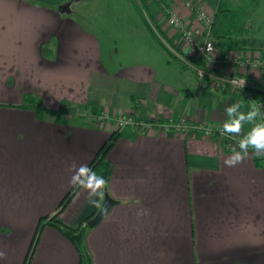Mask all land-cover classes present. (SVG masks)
<instances>
[{"label":"crops","instance_id":"obj_1","mask_svg":"<svg viewBox=\"0 0 264 264\" xmlns=\"http://www.w3.org/2000/svg\"><path fill=\"white\" fill-rule=\"evenodd\" d=\"M77 1L0 0V250L7 253L0 264H25L35 238L28 264H79L74 244L47 222L92 219L107 194L115 204L87 236L93 264H264V159L258 164L250 154L226 167L231 151L219 136L201 131L129 126L118 137L119 116L160 123L188 118L219 130L230 104L248 110L243 95L200 86L195 68L203 62L168 21L171 11L199 28L187 2L214 15L220 0L156 2L154 19L181 66L145 25L121 60L114 50L107 59L99 33L70 10ZM254 10L260 22L264 0ZM242 40L231 49L215 39L217 55L264 59L263 25L254 23ZM226 66L264 94V69ZM28 95L51 111L40 118L26 107ZM64 105L110 119L53 112ZM111 140L113 170L97 207L69 183L70 169L90 167Z\"/></svg>","mask_w":264,"mask_h":264},{"label":"built area","instance_id":"obj_2","mask_svg":"<svg viewBox=\"0 0 264 264\" xmlns=\"http://www.w3.org/2000/svg\"><path fill=\"white\" fill-rule=\"evenodd\" d=\"M187 6L196 13L198 22L201 25L199 28L190 27L179 15L171 11H167L168 21L171 26L181 33L185 42L198 53L200 62H203V64L195 68L200 86L206 87L212 85V87L221 91L229 89L233 93L243 95L250 104L255 102L264 106V97L260 89L255 86L253 80L246 75L233 74L226 66V63L234 64V62H238L245 68L264 69V59L256 57L239 60L232 55L222 54L221 52L220 55H217L219 51L218 46L215 39L211 36L214 15L204 10L195 9L191 1L187 2ZM261 111L264 112V107L261 108ZM96 119L102 122L110 119V116L102 112ZM116 123L120 132L129 126H144L149 130L158 128L162 132H171L172 130L178 132L201 131L207 136H215L214 130L210 126L206 124H192L188 118H182L180 120L172 119L167 123L153 121L145 122L136 120V118L130 114L117 117ZM209 129H211V132H209ZM217 136L223 140L226 150L229 151L237 146L238 140L241 138L239 136L232 137L227 134H221L220 130H218Z\"/></svg>","mask_w":264,"mask_h":264},{"label":"trees","instance_id":"obj_3","mask_svg":"<svg viewBox=\"0 0 264 264\" xmlns=\"http://www.w3.org/2000/svg\"><path fill=\"white\" fill-rule=\"evenodd\" d=\"M143 1L144 4L148 5V0ZM152 1H154L155 3L158 2L159 4L162 3V0ZM257 3L258 0H220V3L214 14V24L211 31L212 38L222 40L224 42V45L229 46V48L231 49L234 47H239V42H245L244 40H242V37L250 35L253 29L255 21H253L252 24V20L249 21V18L254 14L255 11L252 9V7H254L255 9ZM68 4L69 2H66L65 4H62L61 7H68ZM144 21L150 33L160 43L169 57H171L173 61L181 66V61L175 57L174 53L171 50L172 47L176 49L175 45L170 43V41H168L162 35L161 37L157 35L146 18H144ZM262 96H264V94H262ZM27 100L29 103L26 102V107L35 108L40 118H43L45 113L51 111L50 109L44 107L31 95L27 96ZM53 112L61 115H72L74 118L90 117L93 119H96L97 116L101 113L96 109H91L86 106L73 107L69 105H64L59 110ZM140 127L144 128V126ZM210 127L214 130L215 136H217L218 129L215 126ZM122 133L123 132L119 131L118 137L121 136ZM112 144L113 141L108 142L102 148L99 156L90 165V167L98 175H102L108 182L111 178L113 163L107 158V152ZM263 159L264 157H256V161L258 162V164H261ZM91 217L92 216H89L85 220L74 225L65 223L61 218L57 216L52 217L47 222V224L54 226L55 228L60 230L62 234L74 244L80 257L79 264H93L92 256L87 245V236L90 230L88 221L91 219ZM34 242L30 248L25 264H28L29 260L31 259Z\"/></svg>","mask_w":264,"mask_h":264},{"label":"rangeland","instance_id":"obj_4","mask_svg":"<svg viewBox=\"0 0 264 264\" xmlns=\"http://www.w3.org/2000/svg\"><path fill=\"white\" fill-rule=\"evenodd\" d=\"M147 3L148 5L144 4L143 0H80L70 7V10L88 28L99 33L106 49L105 57L111 58L109 53L114 50L117 51L115 58L119 61L126 45L138 40L135 30L138 26H146L144 18L161 37V29L153 16V11H158L157 4L152 0H148ZM252 9L254 10V7ZM250 20L252 24L253 21L255 23L258 21V26H264V13L260 22L255 14L249 18Z\"/></svg>","mask_w":264,"mask_h":264},{"label":"clouds","instance_id":"obj_5","mask_svg":"<svg viewBox=\"0 0 264 264\" xmlns=\"http://www.w3.org/2000/svg\"><path fill=\"white\" fill-rule=\"evenodd\" d=\"M242 104L235 102L230 104L225 110V120L222 123L221 134H227L232 137H241L237 146L231 149V154L224 159L226 167H235L243 163L250 154L257 157L264 156V107L255 102L251 103L248 110H242ZM245 125H251L245 133ZM211 132V129H209ZM73 174L69 183L73 187L84 189L88 194V202L94 206L100 207V201L105 198V189L108 181L98 175L87 164L75 163L71 165ZM98 198V199H97ZM144 210H138L137 215H143ZM7 258V253L0 250V260Z\"/></svg>","mask_w":264,"mask_h":264},{"label":"water","instance_id":"obj_6","mask_svg":"<svg viewBox=\"0 0 264 264\" xmlns=\"http://www.w3.org/2000/svg\"><path fill=\"white\" fill-rule=\"evenodd\" d=\"M115 204V200L109 195H106L105 202L103 204V208L93 217L88 221V225L90 227H94L97 224L100 223L106 212Z\"/></svg>","mask_w":264,"mask_h":264}]
</instances>
